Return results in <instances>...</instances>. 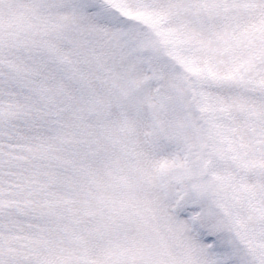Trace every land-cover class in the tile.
<instances>
[{
  "label": "snow or ice",
  "instance_id": "snow-or-ice-1",
  "mask_svg": "<svg viewBox=\"0 0 264 264\" xmlns=\"http://www.w3.org/2000/svg\"><path fill=\"white\" fill-rule=\"evenodd\" d=\"M0 264H264V0H0Z\"/></svg>",
  "mask_w": 264,
  "mask_h": 264
}]
</instances>
